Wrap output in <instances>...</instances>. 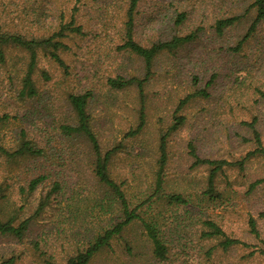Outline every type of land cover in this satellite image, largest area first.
<instances>
[{"label": "trees", "instance_id": "obj_1", "mask_svg": "<svg viewBox=\"0 0 264 264\" xmlns=\"http://www.w3.org/2000/svg\"><path fill=\"white\" fill-rule=\"evenodd\" d=\"M49 1L17 0L9 2L8 7L14 9H0V97L3 92H8L12 98V103L3 108L5 112H0V237L24 243L30 225L36 223L48 207L59 205L60 200L67 199L68 186L61 175L68 169L71 176L76 178L75 182L87 179L88 186H95L100 192V198L93 207L101 211V227L87 237L74 253L65 257L62 264H92L98 256L113 253L115 246L124 252L125 261L133 264L139 255L124 233L128 227L137 223L151 247V257L157 264H163L170 257V243L160 229L157 216L153 214L156 209L153 211V205L159 208L160 201L176 208L193 207L204 202L206 207L227 203L229 193L224 189L219 191V177L227 184V169L235 167L241 171L249 158H264L262 138L255 129L256 119L244 122L250 130L254 148L239 160L201 158L196 153L194 141L189 140L186 144L187 154L191 157L193 167H205L206 186L195 198L190 194L165 191L164 168L169 161V142L186 120L181 115L185 106L194 99L205 103L216 98L218 102L221 101L217 94L214 95V88L217 83L220 84L217 71L211 70L206 80V75H193L189 80L191 92L178 99L166 120H158L154 147L150 152V156L154 155L152 180L146 187L148 192L143 196L142 193L136 196L132 194L135 197V201H132L128 193L129 185L139 175L140 162L149 147L145 144L148 126L147 86L157 75L160 57L178 56L184 47L195 43L201 25L185 28L189 11L184 8L174 9L172 15L150 11L155 13L152 18L157 14L160 22L164 23L162 32L155 36L153 33L159 27L150 23L152 18L144 19L142 29L137 31L142 0H119L110 19L120 9V21L118 23L116 19L113 27L107 20L112 2L108 10L101 8V5L89 7V10L95 8L93 12L96 16L92 17L98 18L97 22L101 24L104 21L101 27L102 39L108 37L110 29L113 30L111 38H115L113 46H106L104 58L101 57L99 64H104L105 58L113 53L115 60L120 57L130 58L138 65L132 71L117 70L105 74L89 87L83 86L80 78L73 79L70 67L73 61L68 59L72 52L70 43L80 49V42L88 33L96 32L92 26L88 28L85 22L80 21V17L86 16L78 15L85 0H73L68 17L65 19L62 11L54 26L46 25L48 17L44 12ZM243 1L246 5L241 13L229 11L214 18L210 24L215 35L222 37L239 25L245 15L253 14L245 31L232 46L227 47L231 54L239 52L244 44L249 45L264 20V0ZM14 19L17 21L14 22ZM98 36L97 32L95 37ZM261 48L264 53V45ZM41 56L61 70L62 76L57 83L64 87L63 94H59V91L55 94L39 85L38 79L47 83L51 77L46 69L39 68ZM239 72L236 71V74ZM225 77L226 83H229L231 76L226 74ZM246 78L248 76L244 75L238 81V77H234L227 88L233 84L246 83ZM3 80L6 82L5 88ZM260 81L253 95H258L255 101L261 100L264 103V78ZM131 90L136 95L135 107L131 109L135 112L133 121L125 129L118 130L117 135L103 137L101 134L100 138L91 110L96 96L101 93L110 98H118ZM222 100V104L229 101ZM101 128L106 129L105 126ZM49 177L51 179L48 182ZM263 182L264 178L251 183L247 194ZM35 195H38L35 208L30 212L24 211L25 204ZM247 227L254 237L259 236L256 220L251 215H248ZM194 236L200 242L211 239L216 241L207 248L199 246V254L206 258H210L216 248L226 251L238 246H249L243 240L229 236L211 217L200 220L199 231ZM25 243L26 246L23 245L19 252L12 249L9 253H0V264H17L23 254H31L36 264H61L56 263L47 253L41 240L30 239ZM256 250L264 256V248Z\"/></svg>", "mask_w": 264, "mask_h": 264}, {"label": "rangeland", "instance_id": "obj_2", "mask_svg": "<svg viewBox=\"0 0 264 264\" xmlns=\"http://www.w3.org/2000/svg\"><path fill=\"white\" fill-rule=\"evenodd\" d=\"M11 1L17 0H0V9L9 11L14 9L8 7ZM118 1L85 0L83 8L82 6L79 8L78 15L86 14L82 18L80 17V21L85 22L88 28L92 26V29H96V32L88 33L80 42V49L70 43L72 52L68 59L73 61L70 62L71 74H73V79L80 78V83L83 86L90 87L101 76L112 74L117 70L125 72L138 68V65L130 58L120 57L119 60H115L113 53L105 58L104 64H99L101 57L104 58L106 46H113L115 38H111L113 30L110 29L108 37L102 39L103 17H101L103 22L100 24L99 21L97 22L98 18L92 17V15L96 16V13L93 12L95 8L89 10V7L101 5V8L108 10L113 3L107 18L108 24L113 27L116 24V19L118 23L120 21V9L118 14L116 13L117 18L115 14L110 19ZM72 4L73 0H50L46 12H44L48 17L46 25L54 26L57 23L55 20L57 21L62 11H64L66 19ZM245 5L246 2L243 0L141 1L139 8L141 12L139 17L141 18L137 31L142 29L144 19L147 20L155 15L150 11L172 15L174 9L181 8L189 11L185 28H195L199 24L201 30H199L197 41L184 47L178 56L160 57L161 63L157 68V75L147 86L148 126L145 144L149 147L140 162L139 175L137 178H133L132 184L129 185L128 193L132 201H135L132 194L136 196V194L142 193L143 196L148 192L146 187L152 180L154 155L150 156V152L154 147L158 120L160 118L166 120L178 99L191 92L189 80L193 75L200 77L206 75L204 76L206 80L209 73L213 70L217 71L220 74L218 79L220 84L217 83V86L215 85L216 87L213 88L215 89L214 95L217 94L221 101L218 102L219 100L216 98L205 103L194 99L185 106L181 115H184L186 120L169 142V161L164 168L165 191L190 194L192 198H195L194 196L206 186L205 167H193L191 157L187 154L186 144L189 140L194 141L196 153L201 158L239 160L254 148L250 130L244 122H250L255 118V129L260 133L264 147V103L261 100L255 101L258 99V95H253L255 87H258L260 80L264 78V53L261 48L264 45V20L254 37L251 38L249 45L245 46L244 44L239 52L232 54L229 53L227 47L232 46L245 31L253 14L245 15L239 25L230 29L222 37L216 36L210 28L214 18L229 11L241 13ZM13 21L16 22L17 19ZM150 23L158 25L159 30L153 33L158 36L162 32L164 23L160 22L157 14L150 20ZM41 25L44 27V24ZM97 32L99 36L95 37ZM139 36L137 32V37L139 38ZM39 68L46 69L51 76L47 83L38 79L39 85L52 90L55 94H58V91L61 94L64 87L61 83H57V80L59 81L62 76L61 70L42 56L39 59ZM236 71L240 72L236 74ZM93 74L96 77H92ZM226 74L231 76L230 82L234 81V77H238V81L242 80L244 75L248 78L242 85L233 84L231 88H227L230 82L226 83ZM3 85L5 88V81ZM9 96L8 92H3L0 97V112H5L3 108L8 103H12L10 102L12 98ZM222 99L229 101L222 104ZM131 101L133 102L130 107ZM135 101L136 95L133 90L122 93L118 98H110L101 93L96 96L91 110L94 112L93 122L100 132V138L101 134L103 137L110 134L117 135L118 130L128 127L134 118L135 112L131 109L135 107ZM217 105L219 106L215 107ZM101 126H105L106 129L104 130ZM61 176L68 186L65 196L67 199L60 200L59 205L48 207L41 218L30 225L24 243L19 244L9 238L0 237L1 254L9 253L12 249L19 252L23 245L26 246V240L39 239L56 263L62 264L65 257L74 253L82 246L87 237L94 233L98 227H101V211L98 207H93L100 198L97 188L88 186L87 179L75 182L76 178L71 176L68 169H65V173ZM225 177L227 184L222 177H219L217 181L219 191L224 189L226 193H229V199L225 204L206 207V202H196L198 204L193 207L176 208L172 205L167 206L160 201L159 208L153 205V211L156 208L153 214L157 216L160 229L165 239L170 243V257L163 264H184L183 261H186V264H264V256L255 252L258 248H264V182L259 184L253 192L247 194L251 183L264 178V158L251 157L245 162L243 170L239 171L237 168L231 167L226 170ZM50 179L51 177L48 182ZM37 196L35 195L25 204L24 211L30 212L35 208ZM248 215L256 220L258 237H254L248 231ZM208 217L215 219L229 236L239 238L249 246H238L226 251L216 248L210 258L199 254V246L207 248L216 242L212 239L200 242L194 236V233L199 231L200 220ZM142 233V228L138 223L128 227L124 233L127 241L134 245V251L139 255L133 260V264H157L151 257V247ZM124 257L121 248L115 246L113 253H104L98 256L92 264H130L125 261ZM34 261L35 258L31 254H23L17 264H36Z\"/></svg>", "mask_w": 264, "mask_h": 264}]
</instances>
